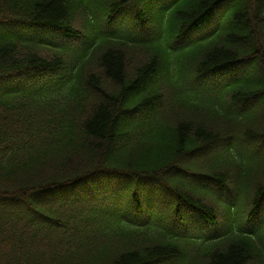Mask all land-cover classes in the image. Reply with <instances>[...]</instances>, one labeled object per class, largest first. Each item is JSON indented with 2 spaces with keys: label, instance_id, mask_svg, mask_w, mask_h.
Listing matches in <instances>:
<instances>
[{
  "label": "trees",
  "instance_id": "16d2710c",
  "mask_svg": "<svg viewBox=\"0 0 264 264\" xmlns=\"http://www.w3.org/2000/svg\"><path fill=\"white\" fill-rule=\"evenodd\" d=\"M0 264H264V0H0Z\"/></svg>",
  "mask_w": 264,
  "mask_h": 264
},
{
  "label": "rangeland",
  "instance_id": "374dc122",
  "mask_svg": "<svg viewBox=\"0 0 264 264\" xmlns=\"http://www.w3.org/2000/svg\"><path fill=\"white\" fill-rule=\"evenodd\" d=\"M162 82L164 86L170 85V82L167 77H165ZM164 99H165L166 104L173 102L171 93H169V91L166 92Z\"/></svg>",
  "mask_w": 264,
  "mask_h": 264
}]
</instances>
